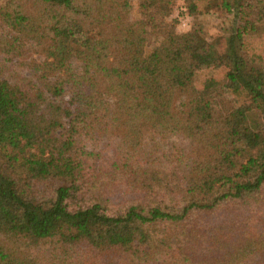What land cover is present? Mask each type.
Masks as SVG:
<instances>
[{
    "label": "trees",
    "instance_id": "1",
    "mask_svg": "<svg viewBox=\"0 0 264 264\" xmlns=\"http://www.w3.org/2000/svg\"><path fill=\"white\" fill-rule=\"evenodd\" d=\"M132 2L0 6V264H264V0Z\"/></svg>",
    "mask_w": 264,
    "mask_h": 264
},
{
    "label": "rangeland",
    "instance_id": "2",
    "mask_svg": "<svg viewBox=\"0 0 264 264\" xmlns=\"http://www.w3.org/2000/svg\"><path fill=\"white\" fill-rule=\"evenodd\" d=\"M7 0H0V6H2ZM186 9V12L183 10ZM209 9V8H208ZM206 10L204 9L205 14L200 17H192L185 4L183 2H177L176 5L173 8V12L171 16L168 18L167 23L172 24L175 26V30L179 35H185L189 33L193 29V27L197 25H201V27L204 30L205 35L211 39L212 41H223L224 36L226 33H228L229 29L231 28V18L224 15L222 12H220L217 9L213 10ZM139 6H138V0H133L132 2V11H131V17L133 20L137 19L139 16ZM181 21H187L186 26H182ZM9 26L12 29H17V26L14 25V21L10 20L8 22ZM154 42V40H153ZM249 44L250 47L259 55L261 59V64L264 67V25L258 27L257 31L255 32L252 37L249 39ZM225 74V71H211L207 73H203L201 76H199L198 79V89L201 94H206L205 88L207 86V82L212 80L216 81L217 86L214 89H211L207 94H213L217 96H221L223 98V101L226 104V107L228 109H232L236 107L237 105V100L234 97V95L229 92L226 93L223 89L224 86V81L222 82L223 76ZM230 88H235L232 84L229 86ZM214 92V93H213ZM207 97H204L206 99ZM250 121L259 123L261 126L264 127V121L262 117L257 114L256 112L251 113L250 116ZM171 143H174L176 145H180L184 148L188 146L187 141L183 140H178V139H173L171 142L167 143L170 145Z\"/></svg>",
    "mask_w": 264,
    "mask_h": 264
},
{
    "label": "built area",
    "instance_id": "3",
    "mask_svg": "<svg viewBox=\"0 0 264 264\" xmlns=\"http://www.w3.org/2000/svg\"><path fill=\"white\" fill-rule=\"evenodd\" d=\"M184 12H186V9L183 10ZM182 22V26H186V22L185 21H181Z\"/></svg>",
    "mask_w": 264,
    "mask_h": 264
}]
</instances>
